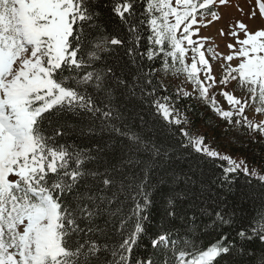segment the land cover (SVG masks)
<instances>
[{
	"label": "snow or ice",
	"instance_id": "snow-or-ice-1",
	"mask_svg": "<svg viewBox=\"0 0 264 264\" xmlns=\"http://www.w3.org/2000/svg\"><path fill=\"white\" fill-rule=\"evenodd\" d=\"M248 4L224 53L230 0H0V264H264Z\"/></svg>",
	"mask_w": 264,
	"mask_h": 264
},
{
	"label": "rangeland",
	"instance_id": "rangeland-1",
	"mask_svg": "<svg viewBox=\"0 0 264 264\" xmlns=\"http://www.w3.org/2000/svg\"><path fill=\"white\" fill-rule=\"evenodd\" d=\"M230 3L233 5V7L228 8V9H222L224 21L222 23L213 24L206 31L203 32L204 35H207L210 37H215L214 43L219 45L218 51L224 52V53H226L228 51L224 47L225 43L227 42V38L226 37H220L217 34V29L220 27H223L225 30H227L229 19H240V18H242L240 12H238L236 9L237 5H239L240 7H243L245 11H248V8H249L248 0H230ZM244 19L246 22H248L246 18H244ZM206 130L207 129H205L203 127H202V129H200V131H206ZM213 143L215 146H218L221 149L222 148L225 149L227 147V142H226L225 137L221 138L220 140H213ZM233 144H235V143H233ZM233 144H231V145H233ZM226 151H229V150L226 149ZM234 156L240 157L238 155H234Z\"/></svg>",
	"mask_w": 264,
	"mask_h": 264
},
{
	"label": "trees",
	"instance_id": "trees-1",
	"mask_svg": "<svg viewBox=\"0 0 264 264\" xmlns=\"http://www.w3.org/2000/svg\"><path fill=\"white\" fill-rule=\"evenodd\" d=\"M208 115H210V114L206 112L205 116H208ZM210 122L211 123H219V121L216 120L214 117ZM196 123H197L198 128L202 129V127H203L205 129H207L206 131H209L208 128L205 126V120L204 119L197 120ZM214 135H216V137H217L215 140H220L222 138L219 130H217V133H215ZM225 138H226V142H227V139L230 137H225ZM222 149H224V148H222ZM226 149H228L229 150L228 152H230L232 155H238L240 157L247 158L249 161L256 163V164H259V162H260L259 157L261 156V150L259 147L255 146V145H252L249 147L247 145L242 146L239 143H235L233 145H229L227 143V147L224 150H226ZM253 155H255V157L257 158L255 161L252 160Z\"/></svg>",
	"mask_w": 264,
	"mask_h": 264
}]
</instances>
